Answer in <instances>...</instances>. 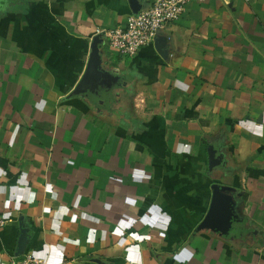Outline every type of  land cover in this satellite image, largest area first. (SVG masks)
<instances>
[{"label": "crops", "instance_id": "1", "mask_svg": "<svg viewBox=\"0 0 264 264\" xmlns=\"http://www.w3.org/2000/svg\"><path fill=\"white\" fill-rule=\"evenodd\" d=\"M131 13L0 0V264H264V0L191 1L132 56L102 35L116 78L74 93ZM213 185L230 223L201 226Z\"/></svg>", "mask_w": 264, "mask_h": 264}, {"label": "built area", "instance_id": "2", "mask_svg": "<svg viewBox=\"0 0 264 264\" xmlns=\"http://www.w3.org/2000/svg\"><path fill=\"white\" fill-rule=\"evenodd\" d=\"M191 1L204 0H152L137 13H131L124 26L100 31L107 39L110 50L120 56H132L142 47L152 44L162 28L177 20ZM6 219L0 213V228ZM8 264H52L32 253L12 258Z\"/></svg>", "mask_w": 264, "mask_h": 264}, {"label": "water", "instance_id": "3", "mask_svg": "<svg viewBox=\"0 0 264 264\" xmlns=\"http://www.w3.org/2000/svg\"><path fill=\"white\" fill-rule=\"evenodd\" d=\"M131 5L133 12L137 13L141 9V4L138 3L137 0H131ZM160 37H157L156 44L159 43ZM102 42V34H97L91 43V53L90 58L86 67L85 72L83 73L80 81L77 83L74 93H83L86 92V90H94V88H98L99 85L102 84H109L110 78H116L107 69L104 67V61L102 57V52L100 49V43ZM110 85V84H109ZM214 194L212 198V202L208 211V214L206 215L204 221L201 223V226L205 225H211L213 222V219L215 218L214 215H216L217 211L219 209H222V222L224 225L230 223L227 205L224 199L220 197L218 192V186L213 185ZM25 242H24V236L20 238V247L19 251L21 252L23 249ZM19 254V253H17Z\"/></svg>", "mask_w": 264, "mask_h": 264}]
</instances>
